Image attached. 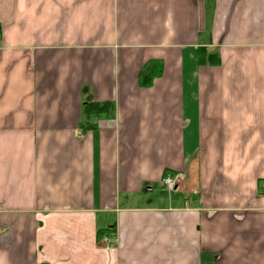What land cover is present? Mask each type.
Returning <instances> with one entry per match:
<instances>
[{
	"label": "crops",
	"instance_id": "crops-1",
	"mask_svg": "<svg viewBox=\"0 0 264 264\" xmlns=\"http://www.w3.org/2000/svg\"><path fill=\"white\" fill-rule=\"evenodd\" d=\"M0 264H264V0H0Z\"/></svg>",
	"mask_w": 264,
	"mask_h": 264
},
{
	"label": "trees",
	"instance_id": "trees-1",
	"mask_svg": "<svg viewBox=\"0 0 264 264\" xmlns=\"http://www.w3.org/2000/svg\"><path fill=\"white\" fill-rule=\"evenodd\" d=\"M215 60V59H214ZM217 59L214 61V64H217ZM160 64L153 62L148 64L139 74V84L142 87L150 86L154 77L158 76L160 73ZM114 110V105L112 103H93L89 102L83 106V116L85 118H99V117H108L112 114ZM263 191H260L259 194H262ZM99 234V233H98Z\"/></svg>",
	"mask_w": 264,
	"mask_h": 264
},
{
	"label": "built area",
	"instance_id": "built-area-1",
	"mask_svg": "<svg viewBox=\"0 0 264 264\" xmlns=\"http://www.w3.org/2000/svg\"><path fill=\"white\" fill-rule=\"evenodd\" d=\"M182 175L180 173L164 175L160 181L162 187L169 193L176 192L182 183Z\"/></svg>",
	"mask_w": 264,
	"mask_h": 264
}]
</instances>
